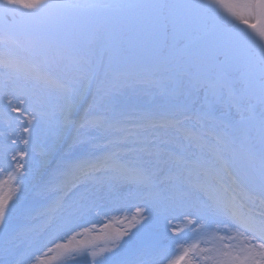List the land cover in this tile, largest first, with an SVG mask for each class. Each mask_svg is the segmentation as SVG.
<instances>
[{"label": "snow or ice", "instance_id": "1", "mask_svg": "<svg viewBox=\"0 0 264 264\" xmlns=\"http://www.w3.org/2000/svg\"><path fill=\"white\" fill-rule=\"evenodd\" d=\"M21 36L28 58L13 54ZM101 66L110 78L85 104L82 82ZM129 67L170 98L164 111L124 114ZM0 69V264H24L41 217L68 232L133 205L103 225L123 227L55 248L86 264H163L168 249L138 244L164 201V228L182 216L172 232L191 239L167 264H264V0H0ZM217 106L236 108L243 130Z\"/></svg>", "mask_w": 264, "mask_h": 264}, {"label": "rangeland", "instance_id": "2", "mask_svg": "<svg viewBox=\"0 0 264 264\" xmlns=\"http://www.w3.org/2000/svg\"><path fill=\"white\" fill-rule=\"evenodd\" d=\"M9 19H11V18H9ZM20 39H21V47L18 50V54L20 55V57L27 58V57H29L28 49L23 44V37L22 36L20 37ZM106 59L107 58L105 57V62H106ZM51 70L53 72L58 71V69L55 66H53L51 68ZM0 71H2V69H0ZM126 71L134 79H133V83L130 86H125L122 89L121 95L119 97L120 100L123 102L122 103V109H123L124 114L129 115V116H133V115L138 114L143 109H147L141 105V101L147 100V99H148L147 102L149 103L148 107L151 109L167 108V106L169 105V102H170V98L163 96V95H160V94H157V93L161 92V90H159L158 87L144 82V68H142V67H129ZM110 75H111V73H106V70L103 66H101L98 69L96 77L92 81V87H91L90 91L87 92V100H85V104H87L88 101H90L92 99L93 93L96 91V89L98 87L101 86V82L105 81L107 78H110ZM152 77H154L156 80H160L162 85L166 88H170L173 86L172 83L167 79V74L162 72V71H153ZM25 86H26V84H25ZM238 90L239 89L237 88L236 91H238ZM38 95H39V92H38ZM201 95H202V93H201ZM133 97L136 98V101L132 100ZM33 102H34V106H36L38 104V99L34 97ZM162 111H164V110L158 111V113H160ZM260 111H261L260 106L257 105V107H256L257 118L259 117ZM155 113H157V112H155ZM216 113H217V115H220L221 113H229V119L234 124H237V122H239L241 119V113L236 108H232L229 111V109L225 106H217ZM243 114L245 116H247L248 112L245 111ZM237 127H239L241 130H243L244 125L237 124ZM253 135H255L254 132H253ZM253 143L255 145V149L258 151L259 150L258 141H253ZM32 163H33V160H32ZM154 214H155V212H154ZM86 218H87L86 216L83 217V219H86ZM45 226L46 227L44 228V230H41L38 234H36L37 232L34 234L33 238H35L37 240L36 243L40 244L44 238L49 236V233L54 231L53 228L51 227L50 223H48ZM112 228H117V226L110 225L109 229H104V227H101V228H99V231L95 233L88 226V227H86V229L89 230L88 233H82V235H80V236L82 239H90L91 237L101 236L104 232L110 231ZM171 228H172V226H169L167 229L169 230ZM73 229L74 228H72V231H74ZM82 230L83 229H81V230L78 229V230H75V232H82ZM154 230H156V229H154ZM159 230L164 233V230H165L164 226H163V228L160 227ZM56 231H58V230H56ZM62 232H63L62 230H59L57 232V235L60 236L62 234ZM156 232H157V230H156ZM52 233H56V232H52ZM58 239L59 240L53 245V247L51 249H46V251L41 253L40 255H33V253L30 251V248H26L25 245H21V247L18 249V253L21 251L26 252L27 255L24 259V264H70V262H74V261H70V260L66 259L65 257H63L60 254V251L55 248V245L57 243L65 242L63 240V237H61V236ZM102 240H103L102 238L96 239V243L101 247H103ZM79 261L81 264L84 263L83 259H78V257H77V261H75V264H78L77 262H79Z\"/></svg>", "mask_w": 264, "mask_h": 264}, {"label": "bare ground", "instance_id": "3", "mask_svg": "<svg viewBox=\"0 0 264 264\" xmlns=\"http://www.w3.org/2000/svg\"><path fill=\"white\" fill-rule=\"evenodd\" d=\"M134 211H135V208H130V209L127 210V211H125L124 209L113 210V213L107 215V217H106L105 219H101V220L99 221V224H98V225H103L104 223L108 222L109 220H112L113 217H117V218H119V217L124 216V215H128V216L130 217L131 214H132ZM155 217L158 218L159 216L156 215ZM160 218H163V217H160ZM44 219L46 220V222H48L46 217H45ZM50 223H55V224H53V225H54L53 229H55V227L58 228V226H56V225L59 224V221L54 220V221H51ZM114 223L118 226V228H119V227H123V224H121V223L119 222V220H117V221L114 222ZM43 227H44V225L42 226V228H43ZM34 233H35V232H33V234H34ZM70 235H72V233H70V232H65V235H64V236H65V238L67 239L68 236H70ZM29 236H30V235H29ZM134 254H135V253H134ZM82 257H84V258L86 259V262H87V260L90 259L89 257H87L86 254H85L84 256H82Z\"/></svg>", "mask_w": 264, "mask_h": 264}]
</instances>
